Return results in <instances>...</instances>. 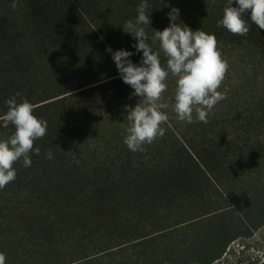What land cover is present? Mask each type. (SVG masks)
Segmentation results:
<instances>
[{
	"label": "rangeland",
	"instance_id": "374dc122",
	"mask_svg": "<svg viewBox=\"0 0 264 264\" xmlns=\"http://www.w3.org/2000/svg\"><path fill=\"white\" fill-rule=\"evenodd\" d=\"M81 16L72 0H0V97L19 93L17 103H36L37 118L73 108L70 119H99L117 135L97 151L98 211L78 226L53 225L48 232L42 223L32 227L15 254L6 252L4 264H72L93 256V264H181L214 246L221 230L235 235L238 228L242 234L209 264H260L264 224L252 229L246 218L241 226L230 223L249 216L250 207L245 213L238 209L247 200L235 195L239 204L233 207L168 123L161 124L164 136L143 151L124 144V108L140 98H130L134 90ZM51 97L56 98L43 101ZM260 175L243 176L247 198L263 190ZM156 234L162 235L146 239Z\"/></svg>",
	"mask_w": 264,
	"mask_h": 264
},
{
	"label": "trees",
	"instance_id": "16d2710c",
	"mask_svg": "<svg viewBox=\"0 0 264 264\" xmlns=\"http://www.w3.org/2000/svg\"><path fill=\"white\" fill-rule=\"evenodd\" d=\"M72 2L89 28L102 39L101 43L106 49L110 47L113 52H133L134 55L130 59L139 64L142 53H136L132 47L136 41L131 34L124 33L123 25L128 20H135L140 0ZM147 2V14L151 24L143 27L153 51L160 52L162 67L166 68V57L160 51L159 42L153 43L152 29L163 31L170 25L168 14L172 8L179 10L176 23H182L192 31L202 30L216 37L217 50L228 64L224 80L217 91L226 94V98L214 106L207 117V123L200 122L195 111L191 124L179 121L173 110L177 78L169 74L165 81L167 90L162 94L161 101L169 107L161 111L168 115L167 123L170 128L202 168L210 174L217 187L233 203V207L239 204L234 201L233 196L247 200L238 209L245 213L250 207L249 216L236 218L230 223L233 226H241L239 222L246 218L250 222L249 228L257 229L264 224V188L257 194L252 192L250 199L247 198V191L243 190L245 185L242 186L241 181L244 175L264 174V30L259 29L248 17H245L249 27L246 36L233 35L225 28L217 27L229 0ZM232 6L237 5L234 2ZM108 54L112 59L111 53ZM9 97H0V113L7 110L5 101ZM54 98L56 97L43 101ZM53 102L55 101L46 102V105ZM60 110L62 109L57 110L54 115L47 113L38 118L47 122V130L43 138L33 142V151L29 153L31 166L24 167L21 157L13 165L16 178L0 189V253H3L5 258L6 252L15 254L18 251L20 242L31 236V233H26L32 227L39 229L42 223L46 228L44 232H48L53 225H60L62 228L78 226L82 219L85 221L86 217L92 212L96 213L101 207L96 203L95 192L98 177L95 174L97 151L102 146L109 147L117 135L108 130L106 123L99 119L90 122H87L86 117L70 119L69 116L74 113L73 108ZM96 112L97 109L94 108L95 118ZM93 121L97 125L93 126ZM2 124L3 121H0V139L14 132L12 125L4 128ZM36 148L40 149L39 155L34 154ZM49 151L52 153V159L47 158ZM217 214L223 216L222 211ZM218 215L216 218H220ZM93 219L95 220V216ZM242 232V229L238 228L235 235H229L221 230L214 246L199 250L191 259L181 264L211 263L219 258L227 244ZM161 235L156 234L146 239L158 238ZM111 254L112 251L105 253L108 257H111ZM97 259L98 256H93L72 264H93ZM165 262L167 261L156 260L146 264ZM260 264H264V259Z\"/></svg>",
	"mask_w": 264,
	"mask_h": 264
},
{
	"label": "clouds",
	"instance_id": "9594fccd",
	"mask_svg": "<svg viewBox=\"0 0 264 264\" xmlns=\"http://www.w3.org/2000/svg\"><path fill=\"white\" fill-rule=\"evenodd\" d=\"M234 2L236 7L232 6ZM148 8L147 0H140L135 20H128L123 25L124 33L131 34L136 41L132 45L136 53H142L139 64L130 59L133 52L106 49L112 55L120 79L134 90L130 98H140L135 107L124 108L127 126L123 142L132 152L143 151L145 144H151L165 134L161 124L167 123L168 115L161 109H167L169 105L161 101L169 74L177 78L173 110L179 121L191 124L195 111L197 119L207 123L214 106L226 98V94L217 89L224 80L228 64L217 50L215 35L202 30L192 31L186 25L176 23L179 10L172 8L168 14L170 25L163 31L152 29V41L159 42L160 51L166 57V68L162 67L160 52L153 51L143 27L151 24ZM245 17L264 30V0H229L217 27H223L233 35L246 36L249 27ZM19 95L16 93L5 101L8 110L0 116L2 127H14L10 136L0 139V189L16 178L13 165L21 157L24 167L31 166L29 153L33 151V142L43 138L47 130V122L33 115V106L27 99L17 103L16 96ZM34 154L39 155L40 149L36 148ZM47 158H53L51 151ZM4 262L5 257L0 253V264Z\"/></svg>",
	"mask_w": 264,
	"mask_h": 264
}]
</instances>
